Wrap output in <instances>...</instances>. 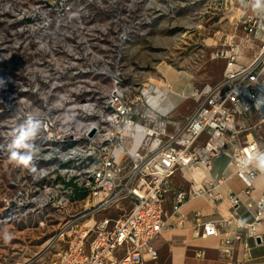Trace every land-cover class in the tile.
<instances>
[{
  "label": "built area",
  "instance_id": "2783aa9c",
  "mask_svg": "<svg viewBox=\"0 0 264 264\" xmlns=\"http://www.w3.org/2000/svg\"><path fill=\"white\" fill-rule=\"evenodd\" d=\"M209 1L224 6V18L235 32L222 33L223 40L215 42L210 57L223 60L221 77L215 83L190 88L187 97L194 107L182 121L167 117L174 106L163 110L171 89L163 91L152 82L123 85L116 68L107 73L109 87L85 88L90 95L80 102L72 95L79 91L67 92L66 102L72 106L66 107L65 115H31L41 121V127L29 142L36 155L32 166H21L25 179L36 185L42 179L60 177L69 189L61 194L60 202L69 205L75 202L72 196L81 194L85 205L77 219L91 217L78 228L71 224L67 246L54 261L41 264H144L146 258L155 260L152 241L172 226L168 218L178 213L184 201L224 197L218 187L228 175L210 174L214 160L222 155L227 157L225 167L244 184L253 219L244 222L232 216L202 221L195 213L193 236L223 234L220 253L233 260L242 233L256 239L264 231V191L256 200L250 197L255 179L264 171V4L257 8L256 0ZM28 116L22 115V124ZM199 169L208 173L199 183L185 176ZM178 172L186 184L173 191L168 212L165 203ZM43 191V200L57 193L51 185L43 186ZM225 197L232 207L241 202L238 193L230 191ZM121 201L130 203L128 211L94 219V214ZM231 222L238 231L221 233V227ZM244 250L248 255L249 246ZM203 254L204 250L196 252ZM233 264L253 263L234 260Z\"/></svg>",
  "mask_w": 264,
  "mask_h": 264
},
{
  "label": "rangeland",
  "instance_id": "374dc122",
  "mask_svg": "<svg viewBox=\"0 0 264 264\" xmlns=\"http://www.w3.org/2000/svg\"><path fill=\"white\" fill-rule=\"evenodd\" d=\"M226 12L209 0H0V264L51 263L67 246L71 224L78 228L91 218L77 219L83 195L60 202L69 190L60 177L34 185L11 159L8 144L22 115L59 118L72 106L67 92L79 91L72 95L80 102L90 95L85 88L109 87L107 73L116 68L123 85L171 89L174 104L182 90L188 105L167 116L182 121L194 107L190 88L221 77L224 62L210 53L222 33L235 32ZM226 162L225 155L216 158L212 173L221 174ZM173 182L186 184L179 172ZM47 185L57 193L43 200ZM129 208L121 201L94 219Z\"/></svg>",
  "mask_w": 264,
  "mask_h": 264
},
{
  "label": "crops",
  "instance_id": "0c3cea01",
  "mask_svg": "<svg viewBox=\"0 0 264 264\" xmlns=\"http://www.w3.org/2000/svg\"><path fill=\"white\" fill-rule=\"evenodd\" d=\"M176 102L173 112L183 104L188 105L186 104V100L179 95H177ZM190 111L186 115H188ZM212 170L210 171L211 175H228V178L218 187L224 197L217 201L210 200L207 197L188 198L184 201L178 213L168 218V223H172V226L164 229L162 233L152 241V245L157 251V258L155 260L146 258L144 264H233L234 260L241 262L249 260L253 264H264V231H261L256 239L247 237L242 233L241 241L235 245L233 260L224 258L220 253V239L223 234L207 238L193 236L192 230L195 222V213L199 214L202 221H221L226 218L231 219L232 216L244 222H250L253 219V208L249 209L246 206L250 198L243 192V182L233 174L229 167H224L221 174L218 172L213 174ZM185 176L195 179L193 175L187 174ZM202 177L203 176H201V178ZM199 180L195 179L196 182ZM177 186L178 185L172 181L170 192L167 195L165 203V209L168 212L171 207L173 191ZM254 187L255 190L251 192L250 197L256 200L262 191H264V171H260V174L254 181ZM230 191L240 195L241 202L236 207H232L225 197ZM236 231H238V229L234 222L221 227V233L230 235ZM245 245L249 246L248 255L244 250ZM198 250H204V254L196 255Z\"/></svg>",
  "mask_w": 264,
  "mask_h": 264
},
{
  "label": "clouds",
  "instance_id": "9594fccd",
  "mask_svg": "<svg viewBox=\"0 0 264 264\" xmlns=\"http://www.w3.org/2000/svg\"><path fill=\"white\" fill-rule=\"evenodd\" d=\"M262 4H264V0H256L257 8L261 7ZM40 127L41 121L29 115L25 122L16 129V135L11 138L8 148L11 153V159L16 161L18 165L32 166L36 155L30 150L29 142L36 136Z\"/></svg>",
  "mask_w": 264,
  "mask_h": 264
},
{
  "label": "bare ground",
  "instance_id": "6f19581e",
  "mask_svg": "<svg viewBox=\"0 0 264 264\" xmlns=\"http://www.w3.org/2000/svg\"><path fill=\"white\" fill-rule=\"evenodd\" d=\"M211 42H212V40H211ZM180 90H178V92H177V94L176 95H179L180 94ZM184 92V91H183ZM184 94H186L185 92H184ZM173 107L174 106V103H173V101L170 99L169 100V102L166 104V106L163 108V110L165 111V110H168L170 107ZM204 172H205V175H204ZM193 175L194 176V178L196 179V180H199L200 178H201V176H206V175H208V173L206 172V171H204L203 169H199V170H194V171H192V172H190V173H185V175ZM201 180V179H200ZM200 180L198 181V183L200 182Z\"/></svg>",
  "mask_w": 264,
  "mask_h": 264
},
{
  "label": "water",
  "instance_id": "95a60500",
  "mask_svg": "<svg viewBox=\"0 0 264 264\" xmlns=\"http://www.w3.org/2000/svg\"><path fill=\"white\" fill-rule=\"evenodd\" d=\"M90 134H92V132Z\"/></svg>",
  "mask_w": 264,
  "mask_h": 264
}]
</instances>
